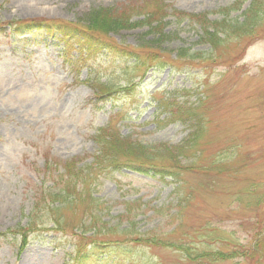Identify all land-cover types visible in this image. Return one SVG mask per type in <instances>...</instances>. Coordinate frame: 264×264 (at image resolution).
<instances>
[{
    "label": "rangeland",
    "instance_id": "rangeland-1",
    "mask_svg": "<svg viewBox=\"0 0 264 264\" xmlns=\"http://www.w3.org/2000/svg\"><path fill=\"white\" fill-rule=\"evenodd\" d=\"M127 1L0 0V26L37 19L75 24L93 9ZM234 1L163 3L219 22L224 18L217 11ZM253 1L225 18L235 26L218 27L230 33V39L215 54L201 43L204 30L213 31L208 26L172 23L161 35H145L146 28L112 34L118 45L143 43L156 49V57L164 61L158 60L149 70L150 64L145 63L148 72L135 68L133 61L101 55L90 56L72 69L65 54L73 56L74 51H64L57 38L20 37L8 29L0 34V233H9L0 241V264H75L68 259L73 244L85 243L82 239L91 234L85 232L75 243L76 232L68 225L82 217L86 227V212L108 222L105 229L111 236L104 239L122 242L126 250L121 246L118 253H126L131 264H247L240 259L211 262L190 257L250 248L264 230V0H255L263 8L261 15L248 18L244 12ZM243 22H253L256 26L244 27L255 33L236 44L233 31H240L236 26ZM182 50L186 58L171 65ZM87 78L99 79L117 91L135 87L131 95L117 93L98 101L79 83ZM173 95H182L177 102L192 104L201 115L203 133L195 149L202 153L203 165L197 169L203 170L180 171L179 182L172 183L169 177L160 180L126 170L91 173L85 169L78 190L85 192L81 196L86 201L74 213L63 209L56 214L63 228L68 226L65 232L53 228L50 210L61 208L58 204L45 203L32 210L34 197L49 184L42 182L48 178L46 162L79 158L88 163L96 149L91 137L100 128L109 126L121 138L147 147L182 143L192 130L170 121L159 107ZM183 164L188 166L190 161ZM88 192L99 201H89ZM258 199L262 203L257 204ZM86 206L90 211L84 210ZM30 220L28 245L18 254L20 237L12 231L27 229ZM133 237L160 246L124 244ZM261 261L264 264V258Z\"/></svg>",
    "mask_w": 264,
    "mask_h": 264
},
{
    "label": "trees",
    "instance_id": "trees-1",
    "mask_svg": "<svg viewBox=\"0 0 264 264\" xmlns=\"http://www.w3.org/2000/svg\"><path fill=\"white\" fill-rule=\"evenodd\" d=\"M246 0H236V2L227 8H223L219 11L220 14L227 16L231 11L238 10L241 4ZM259 4L252 3L249 10L246 12L247 15L257 17L258 12L260 11ZM136 17L137 19L133 21ZM187 22L188 24H197L199 26H210L213 28V31L209 33L208 31H204V42L210 43V47L213 52H216L219 48V43L227 42L230 39V33L223 32L221 29H217V27L228 26L232 27L235 25H231L230 23H226L225 20L220 22L216 21H208L205 15H192L186 14L174 9H169L168 6L164 5L163 0H131L122 4L119 8H99L94 9L88 13L85 17L83 24H66L61 22L54 21H44L39 20L35 22H31L29 24L22 23H14L9 24V26H23L19 28V31H22L24 26L26 29H33L38 31H45L49 34H59L64 38L67 44H76L79 43L80 39L86 41L84 43L87 50L93 49L101 50V47H106L104 43L107 35L113 33H117L118 30H129L136 27H147L150 33H160V31L169 26L172 23L182 24ZM73 26H83L82 29H77ZM244 26H253V25H240L236 26L239 30H234L232 33L235 36H232L235 40V43H241L247 38H251L254 36L255 30L252 28L244 27ZM207 28V27H206ZM254 29V28H253ZM218 33L224 34V41L218 38ZM249 44V43H248ZM247 44V45H248ZM99 46V49L97 46ZM246 45V46H247ZM245 46V47H246ZM113 47V46H112ZM245 47L242 49L244 51ZM116 50V48L114 47ZM137 50H142L139 48ZM123 51V50H121ZM139 51V52H140ZM133 52V51H130ZM136 57L139 55L137 52H133ZM130 54V53H129ZM182 56L185 54L182 52ZM133 56V54H131ZM181 58V57H178ZM142 63V61H141ZM101 90L102 86L98 87ZM164 109L170 115L171 119L181 121L183 124H190V126L196 127V131L191 134V136L187 139V141L178 147H168L165 145L153 146L151 148L143 147L141 145L135 144L128 140H122L116 134V132H112L111 128L100 129L97 131L95 136L93 137V141L96 145V154L93 156V163L90 164V169L95 171H103L107 168L119 169L122 167L130 168V169H142L141 171H150L153 175H168L173 178H177L179 175V171L197 169L199 162L196 160L201 157L196 153V145L197 140L202 136L201 124L200 120L201 115L196 113V108L187 106L186 103L178 104L175 102V99L172 98L170 101L167 100L166 103L162 104ZM194 129V128H193ZM192 152V154H190ZM190 158L193 159V162L189 164V166H181L182 161H189ZM189 159V160H188ZM77 161L74 159L69 163L62 164L61 167L63 169L62 175H52V181L56 182L55 187L58 189L57 193H51L48 195L50 202L53 203H63L64 208L74 213L77 209V206L82 205L84 202L82 198V194L84 191H79L77 188V181L80 179V173H82V169H78L76 167ZM86 169V167H84ZM58 182V183H57ZM60 183V188H59ZM84 210L90 211L87 206ZM73 211V212H72ZM129 214L131 213L130 209H127ZM83 216H87L91 218V225L89 228H93L94 235L97 239H100V249H103L108 253L110 251V257L108 260L115 259L116 263L122 262L123 264H131L132 260L127 258L126 253L125 256L122 254H118L117 250L121 249L119 246V242H116L115 248H107L104 237L107 236V229H105L104 223H100V220H95V217H92L90 213H84ZM57 224L60 229H64L61 222L57 220ZM78 225L76 229H85L87 227H80ZM100 227V228H99ZM75 228V227H74ZM91 230V229H90ZM102 232V233H101ZM260 238L256 246L262 244L264 242V234H260ZM93 240L92 238L89 239ZM136 238L132 239L130 242L125 241L124 244L131 243L133 244H145L146 246H160V243H156L154 240H145ZM108 245L111 246L108 241ZM93 247L94 251L97 248V244L95 240L90 243ZM114 247V246H113ZM100 253L101 250H99ZM186 254V257H189L187 254L189 252V248L183 250ZM187 251V252H186ZM85 253V250L78 251L79 254ZM219 259L220 261H224L230 258L229 255H226L224 252H219L215 255L210 254L209 259ZM237 256L245 257L246 253L241 251ZM204 258L202 255H195L194 258ZM192 258V257H190Z\"/></svg>",
    "mask_w": 264,
    "mask_h": 264
}]
</instances>
